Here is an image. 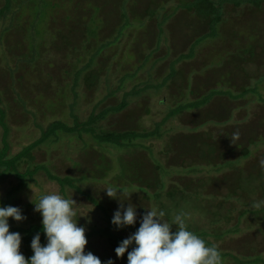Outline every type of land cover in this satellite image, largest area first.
<instances>
[{
	"label": "rangeland",
	"instance_id": "374dc122",
	"mask_svg": "<svg viewBox=\"0 0 264 264\" xmlns=\"http://www.w3.org/2000/svg\"><path fill=\"white\" fill-rule=\"evenodd\" d=\"M29 1L31 0H14L17 8H21V11L18 12L19 17L23 18L24 6L28 9L31 8L27 4ZM54 1L57 3L55 7L51 8L48 5L49 1L47 7L41 8L39 7L41 2H35L34 0L32 3L33 9L30 10L31 13L29 14L30 21L27 24L23 21L17 24L16 21L11 19V13L0 19V108L5 110L6 125L9 128L6 140L10 145V155L18 153L22 148L39 138L41 129L38 126L45 127L50 121L59 118L70 123L71 113L80 120H84L95 105H98L97 110H100L108 104L118 103L122 99L123 91L121 90L116 93L114 99L104 101L106 95L105 84L89 92L85 88H81L78 92L79 97L74 99L70 91L71 84L64 88L67 81L70 82V78L62 82L65 86L61 83L58 85L55 82L62 79L63 70L66 69L63 58H67L68 54L63 49L61 58L58 51L52 53L51 50L55 43L54 33L57 32L53 29L56 21L65 25L66 21L77 19L78 13H72L71 16L75 15L73 19H69L70 17L61 19L67 8L73 11L75 7H78L82 11L81 20H86L84 16H88V14L84 10L89 9V27L93 28L99 25L100 30L104 32V36L112 39L120 34L118 18L122 19L125 15L126 10H123V5H126L127 0ZM130 1L132 7L137 6L135 12L137 15L133 14L130 21L138 24L141 21L138 15H143V9L147 8L150 0ZM197 3L196 0L195 4L197 5ZM1 5L2 0H0V8ZM151 5L154 7L153 12L159 15L158 20L153 19L148 22L146 19L149 18H144L145 26L143 28L130 29V32L127 31L125 35L121 36L116 46H113L106 54L102 55L103 64L100 66L103 67L105 72L103 79L107 76L110 77L113 89H116L120 86V79L123 74H134L142 61L147 59L145 56L150 54L152 50L151 60L145 65L144 69H138L136 75L131 77L126 85L124 84L123 90L127 91L135 85L142 86L144 83H162L166 79L167 72L173 76V66L180 54L191 55L192 59L181 61L177 65L180 71L176 70L177 73L173 76L172 80H175V83H168V86H163L159 91L154 89V92L152 90H147L144 94L142 92L135 103L126 108V111L129 112L128 115H125L126 112L124 111L123 113L107 116L101 122L104 129L110 131L152 129L156 124L162 123L169 109L200 100L213 88L218 91L233 92L239 89L238 87L241 85L247 84L249 87L257 85L259 94L264 98V81L261 82L264 79V73L258 79H255L258 73L264 71V8L258 10L259 8L254 9L251 5L244 3L241 7L233 9V6L229 5L232 10H227L224 14L226 21L229 23L228 26L224 27L220 25L222 22H217L208 25L206 28L198 18L197 12H176L172 18L168 19L166 17L169 14L171 15L176 7L179 9L182 6L187 8L188 4L179 3V0H152ZM163 7H166V9L161 11ZM54 16L59 17V19L54 18ZM48 22L51 24L50 29L47 25ZM25 27L27 29H24ZM130 27L132 26L128 28ZM21 34L26 36L24 39L29 40L28 47L31 41H34L33 54L35 56L39 54L36 62L34 60L27 62V59L31 60L28 57L30 52L23 41L18 42V39L22 36ZM80 48L84 49L83 44ZM41 49L44 50V54H41ZM79 55L81 56L80 51ZM25 56L27 57L25 58ZM40 56L41 58H39ZM253 56L257 58V64L256 61L253 62L256 66L253 67L250 64L246 68L243 67L240 60H246L248 57ZM162 58L163 61L157 63V67L152 68V62L155 59ZM66 64L68 65L67 61ZM257 66H261V72L256 69ZM110 67H113V69L110 70ZM243 68H245L247 74L252 75L253 78H250V81L243 77V72H240ZM20 70L23 73H20ZM24 72L27 74L25 75ZM22 76L24 78H21ZM20 79H24L22 82L23 89L21 88ZM47 79L50 88L49 96L52 94V97L49 98L40 94V82ZM255 80L260 83L257 84ZM61 89L65 91L62 92ZM43 95H47V91H44ZM254 95H249L250 98H253V104L248 110L251 119L259 111V104H261L257 96ZM61 96V104L54 106L55 108L51 107L52 101H58ZM20 100H23V105ZM101 100L102 102L99 104ZM242 102L231 101L223 95L215 96L201 109L185 110L178 117L174 116L165 121L160 126L163 134L161 139H150L142 143L151 150V154L146 151L142 157L145 163L154 160L169 168L173 166L171 168L173 174L167 179L168 182H173L174 178H179L180 184L191 180L195 186L197 182L203 184L204 180L213 177L219 179L213 181L214 185L212 186V181H207V183L201 185L200 188L202 189L199 190V196L194 195L195 190H190L189 194L184 195V200L179 202V206L166 213L164 219L171 222L176 214L184 213L186 227L192 224L206 230L211 227V220H215L217 217L221 223V229L227 230L236 226L238 231L226 234L221 242L216 243V246L221 248L222 251L236 254L241 262L246 258H256L257 255L264 260V212H259L256 215L249 212L244 215L240 213L242 210L256 209L251 206L252 203L264 200L261 195L264 192V171L261 169L258 173L252 171V178L255 180H248V183H246L247 180L243 181L250 174V171L254 168L253 166L259 167V160L262 158L261 154H263L264 146L253 147L252 155L248 159L242 160L239 166L237 165L234 168L222 166L217 173L211 172L208 174L207 171H204V173L200 172L195 175L189 174L186 168L180 167L182 163L180 160L176 163H172V158L167 161L168 158L162 154V151L165 149L167 136L169 141H174L176 137L183 136L186 132H192L187 131L186 128H189L187 126L193 128L195 121L208 120L199 127V135L210 132L213 137H217L219 132H223L227 126L236 128V131L243 133L244 129L242 127L247 128L250 118L244 120V113L239 109ZM73 103L75 105L70 110L69 106ZM235 122H238V124ZM248 129L249 127L246 130ZM195 133L197 134V132H192V134ZM250 133H248L249 136H252ZM2 135L3 128L0 126V146L2 145ZM80 147V141L66 137L58 145L51 143L40 150L37 149L34 153V162L35 164L46 165L53 174L59 176L70 175L72 172L76 174L78 169L71 171L72 163L76 162L79 163V167L82 168L81 173H83L84 167L93 169L99 162L94 160L95 154L92 151H89L90 153L85 154V156L79 154ZM104 150V153L108 155V157H105V163L108 164L106 169H109L105 173L104 180L83 181L79 183V186L96 202L107 206L110 209L109 215L113 216L114 211L118 208V202L107 197L103 189L113 187L109 186L108 182L110 183L112 177L116 175L118 169L116 157L120 152L113 149V147H106ZM142 155L143 153H140L138 157ZM232 158V156L228 157V159ZM86 159L88 162H86ZM83 163H85V166ZM23 166L19 168L20 171H23ZM150 168L146 171L147 180L152 179L150 177L153 170L150 171ZM257 174L259 175L256 177ZM236 178H240V186L236 188L235 193L230 198H227L226 186L228 187L231 181L234 182ZM17 183L18 180L14 176L0 178V197L9 191L11 187L16 186ZM121 184L125 186H119V188L126 193L122 199H127V196L130 195V202L137 206L138 217L148 209H157L159 206L154 198H147L137 190H130L129 184L125 182ZM52 192H56L64 198H71L72 196L77 204L75 206L77 216L85 215L78 218V224L84 226L86 232L91 225L104 226L105 217L93 202L71 189H66L64 195L56 183L46 179L42 171L34 175L33 180L21 187L19 192L14 193L17 200L13 201L10 206L19 207L27 219L16 222L9 218V225L27 227L33 224L38 218L33 210L34 204L30 200L37 202L42 195ZM212 192L215 193L211 194ZM128 202L124 201L125 206ZM163 203L167 202L162 201L161 204ZM229 209L231 211L235 209V212L230 211L226 219L224 216ZM173 229H175L174 226ZM117 231L127 238L136 230L125 227L117 229ZM208 239L213 243L215 242L212 238ZM101 242L102 240L96 239L89 242L91 252L94 255L103 251L99 244ZM225 264L237 263L227 257Z\"/></svg>",
	"mask_w": 264,
	"mask_h": 264
},
{
	"label": "trees",
	"instance_id": "16d2710c",
	"mask_svg": "<svg viewBox=\"0 0 264 264\" xmlns=\"http://www.w3.org/2000/svg\"><path fill=\"white\" fill-rule=\"evenodd\" d=\"M37 1L41 2L39 6L41 8L47 7L49 1L50 2L48 5H50L51 8L57 5L54 0H35V2ZM73 1L74 0H72V2ZM195 1L196 0H180V2L188 4L187 8L182 6L181 10H184L187 13L191 11L195 13L197 12L198 18L202 21V24L206 28L208 27V25H213V23L217 22H222L220 25L224 27L226 25L228 26L229 23L226 21L224 14L227 10H232L229 5L233 6V9L241 7L244 3L251 5L254 9L259 8L258 10H262L264 8V0H197V5L195 4ZM33 2L34 0L27 2L28 7H31L29 9L24 6L22 18L19 17L18 14V12L21 11V8H17L14 0H2V5L0 8V19L6 16L8 13H11V19L16 21L17 24H20V21H23L25 22V24H27L28 21H30L29 14L33 9ZM130 3L131 1L127 0L126 5H123V10H126L125 15H123L122 19L118 18V27L121 31L118 36L116 35V37H113L112 39L104 36V32H102L103 30H100L99 25L93 28L89 27V9L87 8L84 11L87 12L88 16H84L83 14L86 20L80 19L82 11L78 9V7H75L73 11H70L69 8H67L64 16L61 19H64L66 17H70L69 19H73L75 15L71 16L72 13H78L77 19H75L74 21H66L65 25L56 21V24L54 25L55 27L53 28L57 32L54 33L55 43L54 47H52L51 52L53 53V51H58L61 58L63 49L68 54L67 58H63V64L66 69L63 70V76H61L62 79H59L55 82L59 85V83L62 84V82L67 81V78H70V82L68 83L67 81L66 86L63 84L62 85L65 86L64 88H66L69 84H71L70 91L73 94L74 99L79 97L78 92L81 88H85V90L89 92L93 91L96 87L98 88L102 86V84H105L106 95L105 99H103L104 101L114 99L118 91H123L122 99L118 103L108 104L100 110H97L98 105H95L84 120H80L76 115L71 113L70 123L64 122L61 118H59L50 121L45 127L38 126L41 129L39 138L22 148L18 153L14 155L9 154L10 145L6 140L8 137L7 135L9 132V128L6 125L7 119L5 110L0 108V126L3 128L2 145L0 146V178H3L5 176H14L18 180L16 186L11 187L9 191H7L0 197V206L11 205L13 201L17 200L14 196V193L19 192L21 187H24L27 183L33 180L34 175L42 171L46 179L56 183L63 194L65 193L66 189H71L93 202L96 208L103 213L105 217V221L103 223L104 226H98L96 224L91 225V227H89L88 231L85 233L88 240V245H86L85 247L87 251L85 252L92 251L89 243L91 242V240H102V242L99 244L103 248V251H100L99 253H97V255H95L101 259L102 264L108 259H112L114 261V264H127V253H125L124 257L122 258H117L115 255V248L123 239H125V237L121 233H119L117 229L111 224L112 215H109L110 209L107 208V206H105L103 203L96 202L85 192V190L81 188V186H79V183L83 181H93L95 179H99V181L104 180L105 173L109 170L106 169L108 164L105 163V157H108V155L104 153V148L113 147V149H116L120 152V154L116 157L118 168L116 175L112 177L110 183L108 182V185L119 188V186L124 187L125 185L121 183L125 182L129 184L130 190H137L138 192L144 194L147 198H154L155 201H157L159 204L157 209L163 210L165 213H168L169 210L175 209L177 206H179V202L184 200V195L189 194L190 190H195L194 195L199 196V190L202 189L200 188L202 187L201 185L207 183V181H212V186L214 185L213 181L219 180L213 177L212 179L210 178L208 180H204L203 184H201V182H197L195 186L192 184L191 180L182 182V184H180L179 178H174L173 182H168L167 179H169V177L173 174V172L171 171V168L173 166L169 168L166 165H162L154 160H149L150 163L144 162V158H142L144 156V153L147 151L151 154V150L148 146H145L142 143L150 139H161L163 134L161 132L160 126L169 118H172L174 116L178 117V115H180L181 112L185 110H199L203 106L207 105L208 102H210L215 96L223 95L229 98L231 101H243L239 109L244 113V120L246 118H250V112L248 110L251 107V104H253V98H250L251 96L249 95L255 94L258 101L262 104H259L260 109L254 115L256 117L253 116V118H250V121L247 123V128L249 127V129L246 130L247 128L245 129L244 127H242L244 129L243 133H240L239 138L234 140L233 144L231 143L230 136L234 131H236V128L234 129L231 126H227L223 132H219V135L217 137H213L210 132L204 134L202 133L203 135H199V127L208 122L207 119L203 120V122L195 121L193 128L192 126H187L189 127L186 128L187 131L197 132V134L186 132L183 136L176 137L174 141H169V137L167 136L168 139L165 141V149L162 151V154L164 156H167V161L172 158V163H176L178 160H180L182 162L180 167L186 168L189 174L195 175L196 173L200 172L204 173V171H207L208 174H210L211 172L217 173L219 172V168H221L222 166L234 168L237 165H241L242 160L248 159L252 155L253 147H259V145L264 146V98H262L259 94V88L257 85L255 87H249L247 84L241 85L238 87L239 89L233 92L223 90L218 91L213 88L206 95L202 96L200 100L181 104L169 109L168 113L165 115V118L162 120V123L156 124L152 129H124L121 131H110L104 129V127L101 125V122L104 121L107 116L121 112L123 113L124 111L126 112L125 115H128L129 112L126 111V108L135 103L136 99L140 97V94L142 92L143 94L147 90H152L154 92V89L159 91L161 88H163V86H168V83H175V80L172 79L173 76L177 73L176 70H179L177 68V65L180 64L181 61L192 59L191 55L180 54V56L176 58L173 66V76L172 74L167 72V75L165 76L166 79H164L162 83H144L142 86L135 85L127 91L123 90L126 82L129 81L131 77H134L136 75L137 71H139L138 69H144L145 65L151 60L153 56L152 50L150 54H147L145 56L147 57V59L142 61V64L136 70V72H134V74H123L122 78L120 79V86H118L116 89H113L112 79L108 76L103 79V76H105V72L103 70V67L100 66L103 64L102 55L106 54V52H108L113 46H116L121 36L125 35L127 31L130 32V29L143 28L145 26L144 18L148 17L149 19H146V21L148 22L152 21L153 19L158 20L159 18V15H156V13L153 12L154 7L151 5L152 0H150L147 8L143 9V15H138L141 21L138 22V24L131 22L130 18L133 14H136L135 12L137 6L132 7ZM164 8L166 7H163L161 11L165 10ZM166 17L170 19L173 17V14H169ZM54 18L59 19V17L57 16H54ZM123 18L125 19V21ZM50 22H48L49 24H47L49 29L51 25ZM129 26L132 27L128 28ZM24 29L27 28L25 27ZM21 35L22 36L18 39V42L21 43L23 41L27 48L29 45V40L24 39L26 36H23V34ZM79 43L83 44L84 49L80 48L82 44L79 45ZM28 49L30 52L28 53V57L31 60L27 59V62H30L32 60L36 62V58L39 54H37L36 56L33 54L34 41H31V44L27 48V50ZM79 51L81 53V56L79 55ZM41 54H44L43 49H41ZM26 57L27 56H25V58ZM253 57H248L246 60L241 59L240 62L243 64V67L245 66L246 68L250 64L255 67L256 65H254L253 62L256 61L257 58ZM39 58H41V56ZM109 60L110 58L108 59V61ZM66 61L68 65L66 64ZM160 61H163V58L158 60L155 59L152 62V68L157 67V63H159ZM245 68H243V70H240V72H243V77L246 80L250 81V78L252 79L253 77H251L252 75L250 73H246ZM111 69H113V67H110V70ZM256 69H258L259 72H261L262 70L261 66H257ZM19 72L23 73L22 70H20ZM262 73H264V71L258 73L255 76V79H258V77ZM24 74L26 75L27 73L24 72ZM21 78H24V76H22ZM20 80L22 85L21 88L23 89L22 82L24 79ZM27 81H29V79H27ZM262 81H264V79L261 80V82ZM48 83V79L46 81L43 80L42 82H40V94L42 96H48L46 98L52 97V94L49 96L50 88ZM258 83L260 82L257 81V84ZM44 91H47V95H43ZM63 91L65 90H62V92ZM62 96L58 99V101H52L51 107L59 106L61 104L60 101L62 100ZM101 102L102 100L99 101V104ZM246 102H248V104H246ZM20 103L23 105V100H20ZM73 105L75 104L73 103L69 106L70 110L72 109ZM220 116H222V114H220ZM235 123L238 124V122ZM251 131L253 133H250ZM248 133H250L252 136H249ZM66 137L68 139H76L81 142V147L78 153L82 156H85V154L90 153L89 151H92L95 154L94 160H97L99 162L98 165H96L93 169L84 167L85 170L83 173H81L82 168L79 167V163L73 162L71 171L78 169V171L76 170V174L72 172L70 173V175L59 176L53 174L46 165L44 166L42 164H35L34 153L37 149L40 150L42 149V147L47 146L51 143L58 145L60 141H62ZM262 152L263 154H261V157L264 158V150ZM140 153H143V155L141 157H138V154ZM230 156H232L233 158L235 156L236 157L234 159H228V157ZM86 162H88L87 159ZM83 164L85 166V163ZM22 166L24 167V169L23 171H20L19 168ZM253 167L254 168L251 171L249 170L250 174L243 180H247L246 183H248V180H255L254 178H252V171L258 173V171H260L259 169H261L258 166ZM148 168H150V171L153 170L150 177L152 179L150 180H147L148 178L146 171ZM258 175L259 174H257L256 177ZM239 186L240 178H236L234 182L232 180L229 186H226L227 198H230V196L235 193L236 188H239ZM214 193L215 192H212L211 194ZM261 195L264 198V192L261 193ZM162 201H166L167 203L161 204ZM230 211L231 209H229L225 214L224 217L226 219L229 216ZM231 212H235V209H233ZM248 212L253 215H256L259 212L263 213L264 207L258 209H250L247 211L242 210L240 213L244 215ZM35 215L38 219L33 224H30L27 227L11 225L9 229L10 232L20 233L22 238L20 250L26 259L33 255L30 244L33 236L37 232H40L41 234V243H46L42 231V218H40V214L37 212L35 213ZM138 227L139 223L135 224L134 226H128L127 228L136 230ZM174 227L175 229H173V231L176 230V226ZM199 227L200 226L197 227L191 224L187 228L189 231L204 239L207 246H211L213 244L216 245L217 242H221L226 234L238 231L236 226L234 228H228L227 230L221 229L222 226L219 222L218 217L215 220H211L210 228H207L205 230L204 228ZM208 238L214 239L215 242H211ZM217 248L221 253L222 264H225V259L227 257L231 258L232 261L237 264H264V260L258 255L256 258H246V260H243V262H241V259H238L236 254L228 253L224 250L222 251V249L219 247ZM130 250L131 248H129V251Z\"/></svg>",
	"mask_w": 264,
	"mask_h": 264
},
{
	"label": "clouds",
	"instance_id": "9594fccd",
	"mask_svg": "<svg viewBox=\"0 0 264 264\" xmlns=\"http://www.w3.org/2000/svg\"><path fill=\"white\" fill-rule=\"evenodd\" d=\"M239 136V131H234L231 143ZM259 167L264 170V158L259 160ZM103 191L118 202L111 219L116 229L139 223L136 231L115 248L117 258L127 253V264H222L217 246H207L204 239L188 230L184 213L176 214L171 222L164 219L163 210L157 209H148L138 217L137 206L130 202V195L122 199L126 195L122 189L105 187ZM124 201H129L127 206ZM30 202L34 204V212L42 218L46 243H41V234L37 232L30 244L33 255L26 259L20 252V233L9 230V218L22 222L27 217L19 207L0 206V264H102L91 251L85 252L86 229L78 224V218L85 215L77 216V204L72 196L64 198L52 192L42 195L37 202L32 199ZM251 206L264 207V200L254 201ZM173 226H176L175 231ZM103 264H114V261L108 259Z\"/></svg>",
	"mask_w": 264,
	"mask_h": 264
},
{
	"label": "crops",
	"instance_id": "0c3cea01",
	"mask_svg": "<svg viewBox=\"0 0 264 264\" xmlns=\"http://www.w3.org/2000/svg\"><path fill=\"white\" fill-rule=\"evenodd\" d=\"M179 2H180V0H179ZM164 9H166V8H164ZM183 11H184V10H181V9H179L178 7H176L175 10H174V12L171 13V14L175 15L176 12H183Z\"/></svg>",
	"mask_w": 264,
	"mask_h": 264
}]
</instances>
